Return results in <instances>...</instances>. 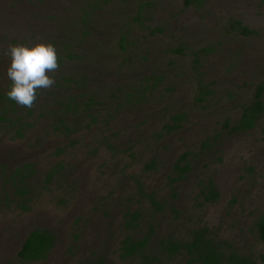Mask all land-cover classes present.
I'll return each mask as SVG.
<instances>
[{"label": "rangeland", "instance_id": "1", "mask_svg": "<svg viewBox=\"0 0 264 264\" xmlns=\"http://www.w3.org/2000/svg\"><path fill=\"white\" fill-rule=\"evenodd\" d=\"M94 1L0 0V93L11 88L10 44L43 41L58 49L71 40L81 48L78 58L64 57L49 73L58 86L38 90L33 111L22 107L11 124L0 122V264H94L99 257L105 264H141L120 254V242L149 225L152 246L161 236L187 238L192 228L206 226L264 263V241L255 231L264 215V112L253 129L230 130L264 79V0H192L187 6L184 0ZM141 2L144 26H136L121 48L118 28ZM88 3L91 32L72 34ZM233 19L252 32L242 34ZM60 74L97 92L96 119L80 111L79 130L68 136L53 128L60 106L48 92L79 89ZM200 82L210 90L201 100ZM124 91L134 97L126 100ZM173 113L183 119L168 129ZM17 118L30 123L21 136ZM185 151L190 168L173 181L174 163ZM28 161L35 173L23 209L9 198L14 190L6 179ZM206 178L218 189L213 202L200 192ZM148 194L162 208L156 210ZM133 211L138 225L127 228ZM33 227L52 230L55 244L44 259H20L17 250ZM158 264L193 263L178 255Z\"/></svg>", "mask_w": 264, "mask_h": 264}, {"label": "trees", "instance_id": "2", "mask_svg": "<svg viewBox=\"0 0 264 264\" xmlns=\"http://www.w3.org/2000/svg\"><path fill=\"white\" fill-rule=\"evenodd\" d=\"M109 0H101L100 2H106ZM192 0H184V6H187L191 3ZM98 2L95 0L94 5ZM145 2L140 3V8L128 21H125L124 24L118 28V45L123 48L124 44L127 41V37L132 33V31L137 28H143V19L141 17ZM94 5L92 7H94ZM87 8H90V4L87 6L81 7V17L75 21V24L81 23V26H77L74 33L72 34H81L86 36L87 33H90V24L91 18L88 14ZM236 23V28L242 34H250L252 30L238 19H233ZM233 23H230L232 26ZM89 28V29H88ZM80 29V30H79ZM156 29L152 30L154 32ZM79 34V35H80ZM65 43V44H64ZM62 43L63 47L57 49L59 57V65L62 67V59L64 57L68 58H78L80 55L76 49L81 50L77 45L71 42V40H66ZM179 51L180 48H177ZM203 51L210 50L209 47L202 48ZM83 53L86 51L83 50ZM196 55V52H195ZM197 56V55H196ZM60 74L59 78L70 82V88L72 84H76V87L79 91L67 92L66 90H49V95H52L56 105H59V113L54 117L53 128L58 130L59 133L68 136L70 133L79 130V120L80 111L85 112V117H88L91 122H93L96 117L91 112L92 104L95 101L97 92L91 91L87 92L85 84L81 85L78 83V78H74L70 75ZM84 76H81V81L83 82ZM142 79H145L144 77ZM147 79V78H146ZM148 80V79H147ZM58 81V80H57ZM12 83L9 85L11 86ZM57 87L58 84L55 83ZM135 89L134 87L132 88ZM90 91V90H89ZM210 90L208 87L200 82L198 84V96L199 100L204 98V95L208 94ZM7 92L0 93L2 109L0 110V122L8 121L11 124L14 117V112L16 109L22 108L23 106L18 105L15 101L11 100L7 96ZM137 93V91H134ZM126 95V100H130V97H134L132 92L124 91ZM54 94V95H53ZM87 94V99H82V95ZM81 96V98H80ZM80 98V99H79ZM37 100V99H36ZM45 101V100H44ZM44 101L38 103L39 108L42 107ZM30 109L28 111H33ZM40 110V109H39ZM264 112V79L260 80L255 86L250 100L241 105L239 116L233 120L230 125L231 131H242L253 129L261 115ZM21 117V116H17ZM172 123H165L168 129H173L179 126V121L183 119L182 113H173L170 115ZM17 122L21 125H18L16 134L18 136L22 135V125H29V122ZM225 126H229V123H224ZM206 144V142H204ZM188 151L183 152L174 163V170L177 171V177L173 178V181L183 177L185 172L189 170L188 164ZM56 167H53L47 175V180L55 174ZM35 169L32 162H24L21 165L17 166L7 177L6 182L13 188L12 194L9 196L11 200H15L18 205L23 209H27L29 206L27 202L29 201V190L30 187V178L34 175ZM202 188L200 192L203 196L205 202H213L218 198V189L215 185L213 179L206 178L202 183ZM149 200L152 202V205L156 210L162 208V204L157 201L152 194H148ZM139 212L133 211L127 214L125 219V225L127 228H135L138 225L139 221ZM153 228L149 225L147 231H145L141 236L135 234H127L120 242V254L123 257L135 258L137 261H140L141 264H158L163 258H173L178 255H183L188 263L195 264H264L255 257L252 253H242L236 250L230 242L226 239L216 238L211 234L209 229L206 226L194 227L190 230L189 236L187 238H178L169 235L161 236L158 239V242L152 246L150 244V238ZM255 231L259 240L264 241V215H260L255 221ZM56 235L55 233L46 227H33L30 229L22 240L19 249L17 250V256L23 260H40L44 259L49 250L55 244ZM88 264H93L89 262ZM94 264H105L104 260L99 257L94 261Z\"/></svg>", "mask_w": 264, "mask_h": 264}, {"label": "clouds", "instance_id": "3", "mask_svg": "<svg viewBox=\"0 0 264 264\" xmlns=\"http://www.w3.org/2000/svg\"><path fill=\"white\" fill-rule=\"evenodd\" d=\"M8 55L7 77L12 84L7 96L20 106L32 108L38 90L50 89L56 82L49 73L60 66L57 49L51 42L17 43L9 45Z\"/></svg>", "mask_w": 264, "mask_h": 264}]
</instances>
